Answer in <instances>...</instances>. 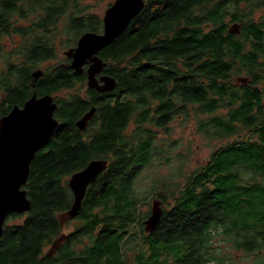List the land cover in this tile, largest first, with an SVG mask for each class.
<instances>
[{"label":"trees","instance_id":"obj_1","mask_svg":"<svg viewBox=\"0 0 264 264\" xmlns=\"http://www.w3.org/2000/svg\"><path fill=\"white\" fill-rule=\"evenodd\" d=\"M83 1L0 0V118L34 92L54 94L87 80L60 63L35 87L31 79L39 63L56 58L63 18L67 42L102 31L100 15L82 14ZM260 7L264 0H146L121 36L99 52L116 89L88 88V98L77 93L56 100L59 126L35 155L25 185L32 208L9 214L25 218L5 223L0 264H238L235 251L246 255L242 264H264V19L249 18ZM228 17L241 24L239 32L231 31ZM11 35L22 39L18 63L1 47ZM237 62L245 66L247 85L235 82ZM92 105L97 114L82 131L76 121ZM195 105L210 138H240L161 185L152 195L163 201L161 220L152 232L141 222L146 234L135 249L128 245L137 240L134 227L150 214L140 215L147 201L136 188L159 149L152 126L186 120ZM224 105L229 110L215 115ZM160 148L169 163L174 153ZM93 158L107 159L108 167L87 189L78 228L48 255L45 248L64 233L58 215L73 201L66 177Z\"/></svg>","mask_w":264,"mask_h":264},{"label":"water","instance_id":"obj_2","mask_svg":"<svg viewBox=\"0 0 264 264\" xmlns=\"http://www.w3.org/2000/svg\"><path fill=\"white\" fill-rule=\"evenodd\" d=\"M145 4L146 0H115L105 10L102 31L84 32L77 45L64 52L71 61L62 66L73 69L78 75L83 73L86 65H89L86 70L88 88H94L100 93L114 91L117 81L113 76L102 74L98 77L106 65L99 52L121 36L144 9ZM233 24L230 27L231 31L239 32L241 24L238 22ZM43 74L44 71L40 68L32 72L33 87ZM57 108L58 102L53 94L38 95L34 92L22 105H14L0 118V238L10 213H26L32 208V201L25 185L35 155L49 142L59 126V119L55 117ZM96 111L97 108L92 105L77 119V127L82 131L86 130ZM108 163L105 158H93L84 168L71 174L68 185L73 192V201L67 210L58 215L62 224L79 215L88 187L107 169ZM162 215V201L154 200L150 215L144 220L145 230L154 231ZM67 236L65 233L60 234L53 241L47 254H55Z\"/></svg>","mask_w":264,"mask_h":264},{"label":"rangeland","instance_id":"obj_3","mask_svg":"<svg viewBox=\"0 0 264 264\" xmlns=\"http://www.w3.org/2000/svg\"><path fill=\"white\" fill-rule=\"evenodd\" d=\"M114 1L115 0H84L83 3L86 5V9L81 7L82 14L90 16L96 13L103 18L105 10ZM80 4L81 6L83 5L82 3ZM242 6L243 8L245 7V5ZM86 11H88V13ZM249 18H252L256 21L264 19V7L252 10L250 12ZM226 21L230 23V26H233V22H235L230 17H228ZM66 24L68 25V23L65 22V18H63L59 24V28L56 30V33L58 35L57 39L55 40L56 58L39 63L37 65L38 68L47 70L50 67L64 62L67 59V56L64 52L70 47H74L77 45L78 39L80 37H78L73 43L72 40L70 42H67L68 37L65 34L66 29L64 27V25ZM21 41L22 39L18 35H11L7 37L5 36L1 39V47L3 48V54L8 55L9 53H14L13 56L16 63L21 60V56L17 55V52L21 47ZM65 42L69 45V47H67L68 45H66ZM4 67V60H0V71L4 69ZM244 67L245 66H243L240 62L236 63L235 70L237 72H240L239 74L234 75V79L237 84L247 85L250 82V78L248 77L247 72L244 71ZM238 79L240 80L238 81ZM261 87L263 89L264 83L261 85ZM87 89V80H85L83 82V85L77 84L72 89H63L61 91L55 92L53 96L58 101L63 97L78 95L77 93H81L83 97L88 98L86 92ZM228 110L229 107H226L224 105L216 111L215 115L225 114ZM199 111L200 109L197 105L190 106L188 107L189 118H187L186 120L183 119L182 116H179L175 120H173L166 129L162 127L152 126L153 131L156 133V144L159 149L156 152L155 156L152 157L153 162L143 172V180L141 181L140 186L136 188V193H140V196L146 198L144 200L147 201L146 205L143 204L142 209L140 210V215H143V212L145 210H151V205L154 200H159L157 197H153L152 195L157 191L163 190L161 185L173 183L174 180L178 181L180 179V175L177 174L178 172H181L182 170L183 172H191L195 168L205 163V161L211 156V154L220 146L225 145L230 140L240 138V136L238 135L230 137L228 139L210 138V136L205 133V130L200 128L199 120L201 118L197 117L198 115H200ZM211 116L212 115L210 114L205 115L207 119ZM90 127H92V131L96 126ZM134 128L135 124L131 123L127 129V132L130 133ZM87 133H90V131L88 130ZM247 135L248 132H245L244 136ZM171 143L174 145L172 148H170ZM162 146H165L168 149L169 154H171V151L172 153H174V158L169 163H167L165 160V157L168 155V152L164 153V150L160 148ZM174 174H176L175 177ZM70 176L71 175L66 177L67 182L69 181ZM165 206L168 207V205ZM24 218V215L14 218H8L6 219V223L19 224L23 221ZM74 219L66 221L63 224L61 232L69 234L75 231V229L78 228L77 226L80 225V222ZM144 220L140 221L139 223H136L134 227L137 233L136 242L130 239V243L128 244L136 247L135 249L138 250L140 249L138 247V243L141 242V240L146 234L142 232L144 228L142 229L141 227V222L144 224ZM221 244L224 249L227 248L225 242H223L222 240ZM50 247L51 243L45 248V252H47ZM132 253L134 256L135 250H133ZM235 253L239 256L237 257V263L242 264V257H245L246 255L238 253L237 251H235Z\"/></svg>","mask_w":264,"mask_h":264},{"label":"flooded vegetation","instance_id":"obj_4","mask_svg":"<svg viewBox=\"0 0 264 264\" xmlns=\"http://www.w3.org/2000/svg\"><path fill=\"white\" fill-rule=\"evenodd\" d=\"M102 21H103V18H102ZM71 61V58L70 57H68L67 56V59L64 61V62H61L60 64H59V66L61 65L62 66V64H64V65H66L67 63H69ZM89 67V65H86L85 67H84V70H83V73H86V70H87V68ZM104 70V69H103ZM43 71H44V74L43 75H45V73H46V71L43 69ZM87 74V73H86ZM102 74H106V73H104V71L103 72H101L100 74H98V77L100 76V75H102ZM42 75V76H43ZM41 78V77H40ZM39 78V79H40ZM38 79V80H39ZM36 85V84H35ZM44 95V94H43ZM89 97V96H88ZM64 98V97H63ZM57 110V109H56ZM88 111V110H87ZM87 111H85L80 117H82ZM96 114H97V111H96V113H95V115L93 116V118L90 120V122L95 118V116H96ZM55 117L56 118H58L57 116H56V112H55ZM79 117V118H80ZM90 122H89V125H90ZM89 125H88V127H87V129L89 128ZM79 129V128H78ZM163 202V201H162ZM163 206V205H162ZM150 215V214H149ZM148 215V216H149Z\"/></svg>","mask_w":264,"mask_h":264}]
</instances>
